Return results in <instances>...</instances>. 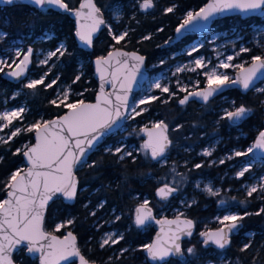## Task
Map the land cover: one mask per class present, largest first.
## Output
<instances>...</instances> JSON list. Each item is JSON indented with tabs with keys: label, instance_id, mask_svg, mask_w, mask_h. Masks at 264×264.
I'll use <instances>...</instances> for the list:
<instances>
[{
	"label": "trees",
	"instance_id": "1",
	"mask_svg": "<svg viewBox=\"0 0 264 264\" xmlns=\"http://www.w3.org/2000/svg\"><path fill=\"white\" fill-rule=\"evenodd\" d=\"M206 1L155 0L156 6L146 14L142 13L138 6L130 8L133 6V0H95V3L104 12L107 23L111 21L112 10L120 9V22L112 25L115 30L124 27L130 30L128 37L130 42L127 43L126 47L124 42L115 45V47L141 53L146 57L148 68L150 65L161 61L169 64L171 54L178 51L193 38H185L179 44L169 48L162 47L173 36L174 30L182 22L186 12L199 10ZM67 2L70 7L75 8L80 0H67ZM172 5L177 6L175 12L165 14L163 9ZM134 11L136 13L132 15ZM252 24L264 25V18L252 17L242 20L236 16L221 19L212 25L208 34L243 29ZM0 28L6 31L10 40L25 38L27 35L38 37L46 31H51L53 38L46 45L54 49L59 41H64L68 53H70L58 59L57 68L53 73L55 77L59 76L60 79L57 85L47 91L48 97L40 96L39 86L37 89L39 97L36 96L29 100L32 113L26 116L25 122H28L30 117H41L43 120H49L66 111L63 107L57 108L49 103L55 88L59 85L69 86L71 101L82 99L87 102L93 100L96 93V83L93 79L91 60L113 50L111 46L115 44L107 34L106 28L95 39L90 51L78 48L74 38V23L70 17L53 10L42 14L40 11L24 5L0 6ZM158 29H163V31H158ZM144 36H150L151 39L143 40ZM250 47L251 52L242 54V58L246 61H250L253 55H264V52H261L259 48L252 45ZM80 65L81 68H79ZM163 67L164 65L159 66L158 69ZM78 75L80 80L73 83ZM0 82L1 87H5L6 94L10 93L11 89L18 87V85L8 83L2 77ZM183 94L178 92L177 96L172 97L168 103H162L161 100L154 101L147 105L148 110L146 112L136 117L138 123L149 121L151 118L167 121L169 138L173 142V146L169 150L167 164L158 166L156 162L147 160L135 152H133L137 156L135 163L132 162L131 158H126L122 162L118 161L116 156L104 150V146L111 143L115 144L119 134L109 137L89 157V162L100 161V166L94 169L85 166L76 171L79 188L75 202L69 205L61 200H56L47 208L44 230L60 236L65 230H70L77 239V246L81 253L89 261L97 264H108L109 257L113 258L111 264H152L147 260L145 253L139 249L141 245L150 243L154 229L152 226L145 229H137L133 226L134 210L144 199H147L150 201L149 206L155 214L160 215L161 212H165V216L175 217L174 214L170 213L171 207L168 204L172 202V206H176V199L182 194H186L193 199L190 203L192 206L186 207L185 204L181 217L194 221L195 233L183 240L186 259L172 258L165 264H254V262L255 264H264V214L255 215L257 211L264 208V197L256 193L252 197L240 195L234 191L237 187L234 180L230 181L227 177L222 181L218 179L225 172H234L235 168L229 170L228 167L231 164H234L235 167L238 166L242 162V158H235L230 163L227 162L218 166L216 164L208 166L210 161L231 149H245L252 145L257 134L264 128V103H262L264 93L254 89L243 94L234 89L210 100L207 104L199 105L195 102H188L185 105H180L178 100ZM160 97L168 99L164 94ZM240 105L252 109L251 115L242 124L233 126L229 121L221 119L223 108L232 110L234 106ZM177 125L183 127L176 131L174 129ZM32 142L33 133L24 132L14 138L9 145L0 146V156L4 158L3 162L0 163V200L5 198L4 184L11 172L24 167L22 155H13V153L16 148H20L24 144L30 145ZM214 142H216V146L211 156L204 158L198 155ZM197 163L203 164V167L193 169L192 166ZM173 166L177 172L186 174L188 185L177 193L176 197L161 202L157 200L155 192L162 183H170L167 178L162 176L164 171L172 169ZM201 177L212 179L214 185L219 188L220 195L206 197L192 189L195 180ZM229 187L232 189L228 190ZM220 196H224L225 205L237 209L239 214L252 213L241 222L242 226L238 233L231 238V245L223 251L204 247L199 235L204 230L217 228L212 219L221 211L218 200ZM233 197L235 200L232 199ZM242 201L244 203H241ZM101 203L104 204L102 208L99 207ZM92 212L96 213L95 216L90 214ZM101 215L106 217L103 223L100 220ZM116 216H120L121 219L116 221ZM69 219L74 221L72 225L61 229L60 232H54L57 223ZM109 230L123 233L125 239L111 248L101 249L98 240L104 232ZM249 242H251V248L246 252H241L240 249L243 245ZM192 246L196 248V257L190 256L186 251ZM122 248L130 250L121 256L120 249ZM13 260L18 264L21 262L22 264H37L36 261L26 257L23 250L14 254Z\"/></svg>",
	"mask_w": 264,
	"mask_h": 264
},
{
	"label": "snow or ice",
	"instance_id": "2",
	"mask_svg": "<svg viewBox=\"0 0 264 264\" xmlns=\"http://www.w3.org/2000/svg\"><path fill=\"white\" fill-rule=\"evenodd\" d=\"M26 2L42 14L49 10H59L74 15L76 18L75 36L81 44L89 49L93 47L94 36L102 27L107 29L115 44L111 46L113 50L108 51L106 56H99L94 61L101 81L95 103H86L82 99L71 101L70 88L65 89L57 95L56 99L49 101L57 108L66 109L67 111L63 115L51 120H38L25 128L15 127L10 133L0 136V146L9 145L14 138L24 132L34 133L35 136L34 144H24L22 147L16 148L13 155H22L26 161V167L17 168L11 172L4 184L6 198L0 200V264H15L12 256L21 250H24L30 257H35L38 254L39 264H61L62 261L65 264H75V261L70 258H78L79 264H95L81 253L76 243V237L71 231H68L61 239L59 236L44 230L45 212L49 202H54L57 198L70 202L77 198L79 181L75 172L85 166L90 169L100 166V161L89 162V156L93 149H96L100 144L103 137L121 120L135 119L148 110L146 107H141L142 105H150L157 100L168 103L177 93L172 91L167 84L157 81L153 87L162 94H168V99L149 95L137 101L135 106L130 104V93L138 77L141 76L146 58L136 51L129 52L124 51L123 48L115 47L121 42H124L126 47L127 43L130 42L128 40L130 30L115 31L104 20L101 8L96 5L94 0H81L77 9L70 7L67 0H26ZM0 3L15 5L17 0H0ZM137 3L139 9L144 12L156 6L155 0H137ZM176 7V5L168 6L163 11L165 14H171L175 12ZM234 10L245 14L260 13L264 15V0H209L199 10L187 11L182 22L177 26L176 33L181 34L191 26L206 27L207 23L217 15ZM116 19L119 20L120 17L117 15ZM158 31H163V29H158ZM7 37L6 32L0 31V41L6 40ZM142 39L148 40L151 37L144 36ZM200 47L203 45L194 46L187 52V55L193 56V53L199 52ZM33 52L32 47H28L24 51L17 47L12 57H0V73L9 78L21 80L26 76L32 62ZM249 52H251L250 48L242 46L234 55L220 59L219 64L211 68L208 66L210 61L206 62L203 57L195 58L191 65L178 67L176 73L202 70L206 84L203 89H199V82H197L196 89L189 90L187 86H182L177 81L178 91L185 93L179 99V104L185 105L190 100H199L207 104L211 97L222 93L225 88L239 86L244 91L252 88L257 79L264 77V55H253L250 61L239 64L233 63L237 57ZM66 54L70 53L63 43L55 50L49 51L44 59L38 62V66L46 67L47 70L39 79H29L27 83L23 84V87L33 92L41 85L44 86L45 90L52 89L58 84L60 78L57 76L50 83H45L54 67V65H50V61L53 58L59 59ZM160 63L163 64L164 61ZM246 64L248 66H245ZM231 68L239 70L234 77L230 76L227 71H219V69L228 70ZM205 69L207 70L205 71ZM79 80L80 76L78 75L73 83ZM106 84L111 86L112 91H105ZM257 91L264 93V89H257ZM15 95L18 96L20 93ZM12 99H15V96ZM25 111V107H18L0 112V133H3L5 129L13 128V122L21 120ZM251 112L252 109L244 105L234 106L232 110L225 109L221 119L232 124H238ZM182 127V125H177L174 130L179 131ZM168 131L169 126L163 120L152 123L151 128L145 126L140 129V132L147 139L140 145L139 151L147 160L157 163L167 162L169 150L173 146ZM104 150L116 156L121 162L126 158H131L132 162L135 163L137 159L132 151H127L123 146L115 149L105 148ZM254 150L264 153V130L258 133L250 147L246 150H234L227 159L246 157ZM213 151L214 149H205L201 154L211 156ZM3 159V156H0V163L3 162ZM219 163L224 164L225 160L221 159ZM192 167L193 169H200L203 164L197 163ZM250 170L251 164L242 167L236 173V178L245 177V174L249 173ZM171 171L174 174L173 181L171 183L164 182L162 186L156 189L155 195L161 201H168L179 193L181 191L180 185L187 179L184 174L176 171L175 166ZM175 177H179V179L177 180ZM196 187H200L199 183ZM203 191L211 196L220 195V191L214 190L211 186H205ZM258 192L264 197V177L260 178L259 184H251L246 189L248 197H252L254 193ZM232 199L235 200V197ZM220 203L224 204L225 201L221 200ZM149 205L150 201L144 199L135 208L132 225L137 229L146 228L155 219L153 210ZM191 206L192 204H186V207ZM99 207H104V204L101 203ZM90 214L95 216L96 213ZM261 214H264V208L255 213V215ZM248 215H252V213L245 212L241 215L229 212L222 217H217L219 227L199 234L203 238V246L213 245L221 251L227 249L231 245L232 234L242 226L241 222ZM181 216L183 213H179L173 220L155 221L158 224L175 225L176 227L174 231L170 229V236L165 233L166 239L162 240L157 235L152 243L140 246L139 250L146 254L147 260L151 261L152 264H164L169 257L184 255L181 240L185 236L191 237L193 235L195 224L191 219H181ZM120 219V216L115 217L116 221ZM73 223L72 219L57 223L54 232H60L61 229L67 228ZM124 239L123 233H105L99 247L101 249L111 248L120 244ZM251 246V242L245 243L240 251L246 252ZM129 250L128 248L120 249V255L122 256ZM186 251L190 256H197L195 246L187 248ZM112 259L109 257L108 264H111Z\"/></svg>",
	"mask_w": 264,
	"mask_h": 264
},
{
	"label": "rangeland",
	"instance_id": "3",
	"mask_svg": "<svg viewBox=\"0 0 264 264\" xmlns=\"http://www.w3.org/2000/svg\"><path fill=\"white\" fill-rule=\"evenodd\" d=\"M136 6H138L137 0H133V6H131L130 8H133V7L135 8ZM135 13L136 11H134L132 15H134ZM117 15L121 17V12L119 8H115L111 12V15H110L111 21L108 22V24L111 25L112 27H113L112 24H118L120 22V19L119 20L116 19ZM125 30H126V27L115 30V31L123 32ZM0 31L6 32L4 29H1V28H0ZM106 32H107V29H106ZM49 36L51 38H48ZM52 38H53V33L51 31H46L38 37L27 35L25 38H16L12 40L8 39L7 37L6 40L0 41V57H12L17 47H19L20 50L24 51L27 49L28 46H32V45L34 46V56H33V67L34 68L29 73V76L27 77V79L21 84H19L18 87L11 89L10 93L8 94H6L7 92H6L5 87L3 88L1 87V82H0V112L4 110H11V109L18 108V107L26 108V111L23 114V118L21 120L14 121L13 128L5 129L3 133H0V136L10 133V131L14 130L15 127H21V128L23 126L27 127L28 125L42 119L41 117H38V118L30 117L29 121L25 122L26 116L32 113V110L30 109V105H29V100L34 99V97L36 96L39 97V92L37 90L33 92L32 90L26 89L23 87V84L27 83L29 79H39L40 76L47 70L46 67L38 66L39 60L44 59V57L47 55L49 51L55 50V48L58 47L61 43L65 44L64 41H59L55 45L54 49H51L46 44L49 43ZM201 44L203 45V47H200L199 52L193 53V56L187 55V52L190 49H192L194 46H198ZM251 45L259 48L261 52H264V25L252 24V25H248L247 27L243 29H234V30L227 31V32H212L209 34L207 33L204 35L193 37L187 44L183 45L178 51L171 54V56L169 57L170 59L169 64H166V62H164L163 64L157 63L154 65H150L148 67L150 78L145 84L141 93L133 101L132 106H135V103L137 101H139L140 99L146 96H149V95L161 96L162 93H160L158 89H155L153 87L154 83L157 81L161 82L162 84H167L170 87V89L176 93L179 92L178 87H177V81L180 82V85L187 86L189 90L196 89L197 82H199V88H200V85H203V86L206 85L205 77L203 75L202 70L198 69L196 72L184 71V72L176 73V69L178 67H183L184 65H191V62L197 57H203L206 62L210 61L208 66L209 68H211V67L218 65L220 62V59H223L228 55H234L235 52L239 51L240 47L243 46V47H248L251 49L250 47ZM244 62H246V60L242 58V55L240 57H237L233 61L234 64H239V63H244ZM50 65H54V67L52 69L51 75H49L45 83H50L51 80L55 78L53 71L55 70V68H57L58 59L53 58V60L50 61ZM163 65H164L163 68L158 69L159 66H163ZM79 68H81V65L79 66ZM206 70L207 69H205V71ZM236 70L238 69H235V68H231L228 70L219 69V71L221 72L227 71V73L232 77ZM174 73L176 74L174 75ZM1 74L2 73H0V78H1ZM80 74H82V71H80ZM65 89H69V86H66V85L57 86L53 92V95L50 101L53 99H56L57 95ZM257 89H264V82H262L255 90L257 91ZM40 90H41L40 96L43 95V97H48L47 91L49 89L45 90L44 86L41 85ZM18 92L20 93V95L16 96L15 94ZM164 95H166L168 98V94H164ZM13 96H15V99H12ZM141 107L147 108L148 106L142 105ZM224 110L225 109L223 108L222 114ZM160 120H163L165 123H167V121L164 119H155V118H151L149 119V121L140 122V123L137 122L136 118L126 119L127 125H125V127L118 133L119 137L116 139L115 144H112V143L107 144L104 146V149L105 148L115 149L116 147L123 146L125 147L127 151H132V152L141 154L143 157H145L143 153L139 151L140 145L143 143L142 133L140 132V129L144 128L145 126L150 127L152 123L160 121ZM22 122L23 124H20ZM215 146H216V142H214L212 145H210L206 149L215 150ZM247 148L231 149L227 153L223 154L222 156L216 159H213L208 164V166L212 164H216V166H218V165H221L219 163V160L221 159H224L225 163L227 162L230 163L235 158H242V162L238 166L235 167L234 164H231L228 167L229 170L231 168H235L234 172H230V171L225 172L224 175L219 177L218 179L222 181L224 178L227 177V179L230 181L234 180L237 184V187L235 188L234 191L240 195H245V196H247V193H246L247 187L251 184H259L260 178L264 177V160L258 159V158H251L250 155L246 157H235L231 160H228L227 157L230 154H232L234 150H246ZM202 152H200L198 155L203 156L201 154ZM203 157L208 158L209 156H203ZM165 164H167V162L157 163L158 166H163ZM248 164H251L250 172L246 173L245 177L237 179L236 173L239 170H241L242 167L247 166ZM171 170L172 169H167L166 171L163 172V176H162L163 178H167L170 183L174 179V174L172 173ZM184 176H186V174H184ZM175 179L178 180L179 177H175ZM197 183H199L200 185L199 188L196 187ZM187 185H188V181L186 180L183 184L180 185L181 190H183ZM205 186H211L214 190H219V188H217L214 185L212 179L204 178V177H201L195 180V182L192 185V189L204 194L206 197H214V196L209 195L207 192L203 191ZM229 189H232V188L229 187L228 190ZM256 194H260V193L258 192ZM192 200L193 199L188 197L186 194H182L180 197L176 199V204H177L176 206H172L173 205L172 202L168 204V206L171 207L170 213L174 214L175 216H177L179 213H183L185 204H190ZM218 200H219L221 211L218 215H216L212 219V221L216 223L217 227L220 226L218 224L217 217H222L223 215L229 212L239 213L237 209L231 208L227 204L225 205V203L224 204L220 203L221 200H224V196H220ZM164 214L165 212H161L160 216H164ZM100 220H101V223H103L106 220V217H104V215H101ZM109 232L116 233V231H111V230L106 231L101 235L98 242L100 243L104 234L109 233Z\"/></svg>",
	"mask_w": 264,
	"mask_h": 264
},
{
	"label": "water",
	"instance_id": "4",
	"mask_svg": "<svg viewBox=\"0 0 264 264\" xmlns=\"http://www.w3.org/2000/svg\"><path fill=\"white\" fill-rule=\"evenodd\" d=\"M94 2H95V0H94ZM209 2V0H207L206 1V3H208ZM80 3H81V0H80V2H79V4L74 8V9H77V8H79V5H80ZM205 3V4H206ZM204 4V5H205ZM15 5H24V6H27V7H29V8H33V9H35L33 6H30L27 2H26V0H17V3L15 4ZM203 5V6H204ZM0 6L2 7V6H14V5H5V4H3V3H0ZM202 6V7H203ZM36 10V9H35ZM151 10V9H150ZM150 10H148L147 12H144V11H141L142 13H144V14H146V13H148ZM53 11H55V12H59V13H63V14H67L69 17H70V19L73 21V23H74V38H75V42H76V44H77V46H78V48H80V49H82V50H85V51H90L91 49H89V48H87L86 46H84L83 44H81L80 43V41L78 40V38L75 36V30H76V18H75V16L74 15H71V14H69V13H64V12H62V11H59V10H53ZM102 13H103V18H104V20L106 21V19H105V14H104V12L102 11ZM236 16H238V17H240V19H242V20H246V19H249V18H252V17H260V18H264V15H261L260 13H249V14H245V13H241V12H239L238 10H234V11H231V12H228V13H225V14H222V15H217L216 17H214L211 21H209L208 23H207V26L206 27H197V26H191L189 29H187V30H185V31H183L181 34H177L176 33V29L174 30V33H173V36L167 41V43H165V44H163L162 45V47L163 48H169V47H172L173 45H176V44H179L182 40H184L185 38H188V37H195V36H200V35H204V34H207L209 31H210V29H211V27H212V25L216 22V21H218V20H221V19H225V18H231V17H236ZM104 30V27H102L101 28V30L99 31V32H97L96 33V35L94 36V41H95V39H97L98 37H99V35L101 34V32ZM29 47H32V46H29ZM33 48V47H32ZM33 50H34V48H33ZM124 51H129V52H131L132 50H125V49H123ZM137 52V51H136ZM108 53V52H107ZM107 53L105 54V55H103V56H106L107 55ZM138 54H140V55H142L141 53H139V52H137ZM33 56H34V52H33ZM144 56V55H143ZM99 57V56H98ZM145 57V56H144ZM97 57H94V58H92V60H91V67H92V70H93V79H94V81H95V83H96V93H95V95H94V98H93V100L92 101H87L86 103H95L96 102V96H97V94H98V92H99V88H100V83H101V81H100V79H99V74L97 73V71H96V66H95V63H94V61H95V59H96ZM146 58V57H145ZM32 66H33V57H32V62L30 63V65H29V68H28V70H27V73H26V76L25 77H23V78H21V80H16V79H13V78H9V77H7L6 75H4L3 73L1 74V77H2V79H4L5 81H7V82H9V83H11L12 85H19V84H21L22 82H24L26 79H27V77L29 76V73L31 72V69H32ZM245 66H248V65H245ZM239 70H236L235 71V73H234V75H233V77L237 74V72H238ZM107 75V74H106ZM149 78H150V74H149V71H148V68H147V64H146V59H145V64H144V67L142 68V70H141V76L140 77H138V79H137V81H136V83L133 85V89H132V92L130 93V96H129V101H130V104L132 105V103H133V101L136 99V97L141 93V91L143 90V88H144V86H145V84L147 83V81L149 80ZM262 82H264V77H261V78H259V79H257L256 81H255V83H254V86L252 87V88H250L249 90H247V91H244V90H242L239 86H236V87H231V88H225L224 90H223V92L222 93H219V94H216V95H214L213 97H211L210 98V100H212V99H214V98H216V97H218V96H221V95H223L224 93H226L227 91H229V90H238L240 93H243V94H245V93H247V92H249V91H252V90H254V89H256ZM206 85H204L203 87H200L199 89H203L204 87H205ZM195 90V89H194ZM105 91L106 92H110V91H112V88H111V86L110 85H105ZM185 95V93L183 94V96ZM182 96V97H183ZM181 97V98H182ZM209 100V101H210ZM189 102H195V103H197V104H199V105H203V104H205V103H203V102H201V101H199V100H190ZM179 103V102H178ZM67 111V110H66ZM65 111V112H66ZM263 111H264V106H263ZM64 112V113H65ZM63 113V114H64ZM63 114H61V115H63ZM251 115V113L244 119V120H242L241 122H239L238 124H232V123H230L231 125H233V126H238V125H240V124H242L245 120H247L248 118H249V116ZM57 117V116H56ZM55 118V117H54ZM51 119H53V118H51ZM51 119H49V120H51ZM127 119V118H126ZM126 119H123V120H121L116 126H114L110 131H109V133L108 134H106L104 137H103V139L101 140V142H100V144L98 145V146H100L101 144H103L109 137H111V136H113V135H115V134H117V133H119L124 127H125V125H126ZM263 126H264V119H263ZM149 128H151V126L149 127ZM262 130H264V128L262 129ZM261 130V131H262ZM168 135H169V131H168ZM257 136H258V134H257ZM257 136H256V138H257ZM255 138V139H256ZM147 139V137L145 136V135H143L142 134V140H143V142L145 141ZM255 141V140H254ZM253 141V142H254ZM35 143V136H34V133H33V142L31 143V144H34ZM98 146H97V148H98ZM96 148V149H97ZM96 149H93V152L96 150ZM92 152V153H93ZM91 153V154H92ZM90 154V155H91ZM250 155V157L251 158H258V159H262V160H264V153H261L259 150H254V152L253 153H250L249 154ZM90 157V156H89ZM22 159H23V163H24V167H26V161L24 160V157L22 156ZM75 175H76V172H75ZM77 177V176H76ZM162 186V185H161ZM156 196V195H155ZM177 196V194L174 196V197H176ZM173 197V198H174ZM5 198H6V193H5ZM4 198V199H5ZM157 198V200H159V198L158 197H156ZM170 199H172V198H170ZM169 199V200H170ZM56 200H61L63 203H65V204H69V205H71V204H73L74 202H75V200L74 201H65L64 199H62V198H57V199H55L54 201H56ZM159 201H161V200H159ZM161 202H166V201H161ZM53 202H49V205H48V207L52 204ZM153 210V209H152ZM47 211V210H46ZM45 215H46V212H45ZM153 215H154V217H155V219L152 221V222H150L149 223V225L147 226V227H149V226H152L153 227V229H154V234H153V236H152V239H151V241H150V243H152L155 239H156V237H157V235H159L160 237H161V239L163 240V239H166L167 237L165 236V233H167L169 236L171 235V231H170V229L172 230V231H174L175 230V225H167V224H158V223H156L155 221L156 220H165V219H167V220H173V219H175L176 218V216L175 217H167V216H160V215H157V214H155L154 213V211H153ZM133 216H134V214H133ZM185 217H181V219H184ZM146 227V228H147ZM241 228V227H240ZM239 228V229H240ZM143 229H145V228H143ZM161 229H163V231H161ZM216 228H212V229H207V230H215ZM239 229L238 230H236L233 234H232V236H231V238L234 236V235H236L237 233H238V231H239ZM207 230H204V231H207ZM68 231H70V230H65L64 231V233H63V235H57V236H59L61 239L63 238V236L64 235H66V233L68 232ZM73 233V232H72ZM194 233H195V228H194V231H193V235H194ZM56 235V234H55ZM74 235V234H73ZM192 235V236H193ZM75 236V235H74ZM186 238H188L187 236H185V237H183L182 238V240H181V246H182V249H183V240L184 239H186ZM202 240H203V238L200 236V241L202 242ZM76 243H77V239H76ZM203 245V244H202ZM208 247H212V248H215V246H213V245H209ZM184 250V249H183ZM24 251V250H23ZM14 254H16V253H14ZM14 254H13V256H14ZM24 254H25V256L26 257H28L29 259H31V260H34V261H36V263L37 264H39V258H38V254L35 256V257H30V256H28L27 254H26V252L24 251ZM13 256H12V259H13ZM145 256H146V254H145ZM180 259V260H185L186 259V257H185V255H183V256H176V257H169L168 258V260L166 261V262H164V264L165 263H167L170 259ZM70 259H72V260H74L75 261V264H79V261H78V258H70ZM15 262V261H14ZM91 262V261H90ZM151 262V261H150ZM152 263V262H151ZM15 264H18V263H16L15 262ZM61 264H65V262H61ZM95 264H97V263H95Z\"/></svg>",
	"mask_w": 264,
	"mask_h": 264
},
{
	"label": "flooded vegetation",
	"instance_id": "5",
	"mask_svg": "<svg viewBox=\"0 0 264 264\" xmlns=\"http://www.w3.org/2000/svg\"><path fill=\"white\" fill-rule=\"evenodd\" d=\"M149 12H150V11H149ZM28 47H29V46H28ZM28 47H27V48H28ZM32 47L34 48V46H33V45H32ZM8 83H9V82H8ZM182 96H183V95H182ZM182 96H181V97H182ZM181 97H180V98H181ZM178 101H179V100H178Z\"/></svg>",
	"mask_w": 264,
	"mask_h": 264
}]
</instances>
